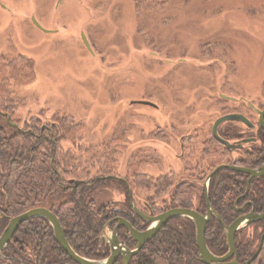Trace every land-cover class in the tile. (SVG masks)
I'll return each instance as SVG.
<instances>
[{"label": "rangeland", "instance_id": "obj_1", "mask_svg": "<svg viewBox=\"0 0 264 264\" xmlns=\"http://www.w3.org/2000/svg\"><path fill=\"white\" fill-rule=\"evenodd\" d=\"M0 90L12 93L14 120L80 124V141H62L64 149L86 155L79 146H95L115 175L173 171L176 183L189 165L221 163L201 156L217 118L258 120L225 98L264 109V0H170L144 10L132 0H0ZM188 134L195 157L185 164L178 139ZM131 193L145 212L139 200L152 191ZM121 195L99 190L97 206Z\"/></svg>", "mask_w": 264, "mask_h": 264}, {"label": "trees", "instance_id": "obj_2", "mask_svg": "<svg viewBox=\"0 0 264 264\" xmlns=\"http://www.w3.org/2000/svg\"><path fill=\"white\" fill-rule=\"evenodd\" d=\"M132 1L136 9L144 10L150 7L161 8L170 0ZM14 103L9 90H0V234L8 218L31 208L45 207L56 215L71 248L81 257L96 260L109 255V247L102 239L101 231L110 219L122 217L136 230L147 227V222L132 212L127 200L97 206L96 195L99 190L125 188L116 178L110 177L115 174L111 164L103 154H99L95 146L82 148L78 145L86 155L62 147V141H80V124L66 116H55L52 118L55 121V143H52L47 131L43 138L34 140L31 133L18 131L4 121L3 114L13 117ZM250 120L256 128L227 121L218 128V134L229 142L243 136L253 137L254 141L244 143L240 150L229 151L210 135L201 143V156L216 157L221 163L237 166L262 165L264 132L256 125L257 121ZM235 152H239V155L234 156ZM213 167L204 171L197 166L194 169L197 176H192L198 180H180L176 183L172 175L150 178L137 173L132 177L131 188L152 191L148 206L153 213L176 207L204 213L206 203L201 182ZM246 178L243 173L225 168L211 177L207 201L223 224L211 215L205 226V243L214 255H223L228 249L223 226H228L239 215L237 208L244 205V212L253 208L255 212L264 213V177L252 179L247 193L242 197ZM171 188L168 199L161 206H156L155 201L166 195ZM263 226L264 221H257L234 235L238 264H243L257 249ZM246 229H249V233L243 236ZM124 232L126 229L121 227L118 231L119 239L129 249L134 248L136 243L126 238ZM197 252L192 221L178 217L168 221L146 242L129 264H203ZM121 261L119 257L115 264H121ZM0 264L76 263L56 243L48 221L35 217L19 225L7 246L0 252ZM251 264H264V241Z\"/></svg>", "mask_w": 264, "mask_h": 264}, {"label": "water", "instance_id": "obj_3", "mask_svg": "<svg viewBox=\"0 0 264 264\" xmlns=\"http://www.w3.org/2000/svg\"><path fill=\"white\" fill-rule=\"evenodd\" d=\"M36 26L40 28V26L35 22ZM82 40L85 44V46L89 48V44L86 41V39L82 36ZM146 105L153 106L150 102H142ZM249 106L253 108V110L258 115V124L259 127L264 131V109H255L251 106L249 103ZM8 118V117H7ZM226 121H239L246 126L252 128L253 125L251 122L243 115L238 113H230L225 114L217 118L213 125H212V135L213 137L222 145H224L227 148H235L239 147V144H231L227 142L226 140L220 138L217 134V127L220 123L226 122ZM249 141L248 139L244 140V142ZM228 168L234 171H240L243 173H247L249 175V178L246 183V190L249 185V181L253 177H259L264 175V164L261 167L258 168H240L235 167L232 165H219L215 167V169L207 176V179L205 181L204 185V193L205 196L207 195V182L208 179L219 169L221 168ZM207 204V211L205 215H202L198 213L197 211L189 208H170L165 210L164 212L155 215V216H147L143 213H141L133 203H131L132 209L134 212L142 217L144 220L148 222V227L145 230H136L127 220L124 218L118 217L116 219V224L112 231L106 233L105 228L102 229L101 236H103L106 244L109 247V255L101 260H94L89 258H84L79 256L68 244L66 241L61 225L56 217L55 214H53L50 210L44 208V207H35L31 208L29 210H26L14 217L8 218V222L3 229V231L0 234V252L7 246L11 238L13 237L15 231L19 227L20 224L23 222L35 218L40 217L44 218L48 221L50 224L54 239L56 243L62 248V250L66 253V255L74 261L76 264H115L117 259L121 257V264H129L131 258L136 255L141 247L148 242L151 238H153L156 233L171 219L178 218V217H186L189 218L195 228V244L197 247V255L199 260L203 264H238L236 254H235V247H234V235L235 233L248 226L251 223L262 221L264 220V213H255L253 210H251L247 214L239 215L237 216L228 226H223L224 230V236L227 243V251L220 256L214 255L207 247L204 239V233H205V226L210 218V214H212L221 224L222 221L220 218L210 209V206L206 200ZM241 209H238V211H241ZM223 225V224H222ZM125 227L127 230L126 235L131 238L136 244L134 248L129 249L125 244H123L117 237V230L119 227ZM264 241V229L263 232L259 238L258 246L255 252L252 254L250 258H248L243 264H251L252 261L258 256L262 244Z\"/></svg>", "mask_w": 264, "mask_h": 264}, {"label": "flooded vegetation", "instance_id": "obj_4", "mask_svg": "<svg viewBox=\"0 0 264 264\" xmlns=\"http://www.w3.org/2000/svg\"><path fill=\"white\" fill-rule=\"evenodd\" d=\"M225 99H228L229 101H232V102H243L246 106H248L249 107V102H247L246 100H244V99H242V98H239V99H235V100H233V98H225ZM251 108V107H250ZM252 109V108H251ZM254 111V110H253ZM255 112V111H254ZM231 113H238V114H241V115H243L242 113H240V112H231ZM256 113V112H255ZM227 114H230V113H227ZM225 115V114H224ZM244 116V115H243ZM258 116V115H257ZM3 117H4V121L6 122V124H8L10 127H12V128H14V129H17L18 131H22V132H26V133H31L32 135H33V138H34V140L35 139H39V138H43V135H45V133H46V131L50 134V140L52 141V143L54 144L55 143V140H54V138L55 137H53V127L55 126V121L52 119V118H50V119H48V120H43L40 116H32V117H27V118H25V119H23V120H14L13 119V117L11 118V117H9L8 115H5V114H3ZM8 117V118H7ZM34 117V118H33ZM247 118V117H246ZM250 122H251V120L249 119V118H247ZM227 122V121H226ZM230 122H238V123H241V122H239V121H230ZM225 122H222V123H220L219 125H218V127H217V134H218V128L220 127V126H222V124H224ZM241 124H243V123H241ZM251 124L253 125V127H252V129L253 128H256V126H255V124L254 123H252L251 122ZM213 125V124H212ZM245 127H248V126H246L245 124H243ZM258 127H259V124H258V120H257V124H256ZM248 128H250V127H248ZM260 128V127H259ZM211 129H212V126H211ZM261 129V128H260ZM262 130V129H261ZM34 131H36V132H34ZM263 131V130H262ZM158 132V131H157ZM264 132V131H263ZM210 135H211V137L215 140V141H217L214 137H213V135H212V131L210 130ZM152 136V135H151ZM218 136L220 137V138H222L219 134H218ZM223 139V138H222ZM246 139H248L249 141H247V142H252V141H254V138L253 137H247V136H243L242 138H240V139H237V140H235V141H232V142H229L228 140H226V139H224V140H226L227 142H229V143H231V144H239L240 146L239 147H235V148H227V147H225L224 145V147L226 148V149H228L229 151H234V150H240L241 148H242V146H243V144L244 143H247V142H244V140H246ZM192 140V137H191V135L190 134H188V135H186V136H180L179 137V139H178V146H179V148H180V150H181V153L183 152L184 153V151L186 150V153H187V158H188V160H187V162L185 163V164H188V162L189 161H192L193 160V158L195 157V156H193L194 154H193V147L192 148H190V141ZM218 142V141H217ZM219 143V142H218ZM221 144V143H220ZM222 145V144H221ZM181 155V154H180ZM239 155V152H235L234 153V156H238ZM211 158V157H210ZM197 164H199V163H196V164H194V166L192 167V166H188L189 168H190V171H191V169H192V171L190 172V171H187L189 174H188V176L187 177H183L182 179H181V181L182 180H185V181H189V180H191V181H196V180H198V179H196L195 177H193V176H191L192 175V173H193V175L194 176H197L196 175V173H195V167H197L198 165ZM232 165V166H235V167H240V168H258V167H261L263 164H264V162H263V164L262 165H260V166H256V167H245V166H237V165H234V164H226V163H220V164H218V165H216V166H214L211 170H210V172H208L207 173V175L205 176V178H204V180H203V182H201V185H202V187H203V190H204V185H205V181H206V179H207V176L215 169V167H217V166H219V165ZM186 167V166H185ZM225 169H228V168H226V167H224ZM224 168H221V169H224ZM185 169H187V167L185 168ZM220 170V169H219ZM218 170V171H219ZM229 170H231V169H229ZM205 171V170H204ZM231 171H234V170H231ZM217 172V171H216ZM215 172V173H216ZM234 172H237V173H243V172H240V171H234ZM137 173H139V172H132V171H129V173L127 174H111L110 175V177H114V178H116L121 184H122V186L125 188V189H123V188H121V187H117L116 188V190H118L122 195H121V197L123 196V193H124V198L121 200V198H120V200L119 201H128V203L130 204V208H131V210H132V212H134V210L132 209V206H131V203H133L132 202V193H131V181H132V177H133V175H135V174H137ZM141 174H144V175H146V176H148V177H153V175H150V174H147V173H142V172H140ZM214 173V174H215ZM243 174H245L246 176H247V178H246V182L245 183H247V180H248V178H249V175L247 174V173H243ZM115 175V176H114ZM163 175H174V172L173 171H169V172H167V173H165V174H163ZM162 175V176H163ZM213 176V175H212ZM211 176V177H212ZM159 177V176H158ZM211 177L208 179V182H207V194H208V186H209V182H210V180H211ZM261 177H264V175L263 176H259V177H253V178H251L250 179V181L252 180V179H254V178H261ZM180 181V180H179ZM250 181H249V184H250ZM248 188H249V185H248V187H247V190H246V184H245V191H244V194L242 195V197H244L245 196V194L247 193V191H248ZM204 197H205V203H206V200H207V195L205 196V193H204ZM138 199V198H137ZM150 199H151V195L149 196V197H147V198H144V199H140L139 200V203L143 206V208L145 209V210H143V211H145V212H142V211H140L135 205V207L141 212V213H143V214H145V215H147V216H155V215H158V214H160V213H162V212H164V211H160V212H158V213H153L152 212V210L150 209V207L148 206V203L150 202ZM208 202V201H207ZM248 203V201L247 202H245V204H247ZM209 204V203H208ZM157 206V205H156ZM45 208V207H44ZM242 208V210L241 211H238V209H241ZM47 209V208H46ZM211 209V208H210ZM49 210V209H48ZM194 210V209H193ZM251 210H253V208H251L248 212H244V205L243 206H241V207H239V208H237L236 209V211L239 213V215H243V214H247V213H249ZM196 211V210H195ZM206 211H207V204H206V210H205V212L204 213H200V214H202V215H205V213H206ZM254 211V210H253ZM52 212V211H51ZM255 212V211H254ZM53 213V212H52ZM135 213V212H134ZM199 213V212H198ZM255 213H258V212H255ZM54 214V213H53ZM136 214V213H135ZM137 215V214H136ZM211 215L212 214H210V217H211ZM238 215V216H239ZM137 216H139V215H137ZM140 217V216H139ZM118 217H115V218H112V219H110L107 223H106V225H105V227H103V228H105V232L106 233H108V232H110V231H112V229L114 228V226H115V224H116V219H117ZM122 218V217H121ZM140 218H142V217H140ZM143 219V218H142ZM210 219V218H209ZM146 221V220H145ZM209 221V220H208ZM262 221H264V220H262ZM147 222V221H146ZM147 224H148V222H147ZM252 224V223H251ZM149 225V224H148ZM148 225H147V227H148ZM250 225V224H249ZM121 227H123V226H121ZM121 227H119L118 228V230H117V237H118V231H119V229L121 228ZM146 227V228H147ZM102 228V229H103ZM123 228H125V227H123ZM146 228H144V229H142V230H145ZM126 229V228H125ZM263 229H264V226H263ZM102 232V231H101ZM263 232V231H262ZM126 233H127V230H126V232H124L123 233V235L127 238L128 236L126 235ZM236 234V233H235ZM102 237V239L104 240V238H103V236H101ZM118 239H119V237H118ZM120 240V239H119ZM105 241V240H104ZM123 244H125L122 240H120ZM107 257V256H106ZM106 257H104V258H106ZM104 258H101V259H104ZM237 258V257H236ZM101 259H96V260H101ZM95 260V259H94Z\"/></svg>", "mask_w": 264, "mask_h": 264}]
</instances>
